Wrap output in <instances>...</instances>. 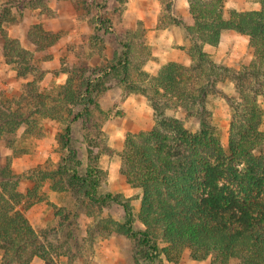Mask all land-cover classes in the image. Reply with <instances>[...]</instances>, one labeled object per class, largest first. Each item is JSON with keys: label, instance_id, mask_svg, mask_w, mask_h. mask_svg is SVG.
<instances>
[{"label": "trees", "instance_id": "trees-1", "mask_svg": "<svg viewBox=\"0 0 264 264\" xmlns=\"http://www.w3.org/2000/svg\"><path fill=\"white\" fill-rule=\"evenodd\" d=\"M108 1L92 4L104 9ZM48 2H0L4 56L17 76L27 75L36 65L30 62L27 51L7 35L5 28L19 21L28 9L48 12ZM187 2L186 15L170 16L165 22L160 20V27L180 25L183 28L186 43L179 48L190 56V65L169 61L148 77L146 87L132 84L150 101L155 119L150 130L127 134L119 152L120 173L130 186L139 189L136 216L128 199L121 194L98 193L103 172L97 165L99 152L95 149L102 145L107 152L113 151L101 140L88 143L85 174L76 173L80 161L76 151L69 148L70 121L60 136V145L74 165L69 170L68 157H65L53 172L70 171L69 179L77 181L75 184L82 188V195L92 205H120L124 220L119 231L136 242L148 264H161L163 259L178 263L185 249L195 260L209 258V264H231L230 261L264 264V154L253 153L264 140V130L259 128L264 113V0L258 9H231L227 17L223 0ZM102 21L100 15L95 17L96 29ZM224 30H233L248 38L253 57L239 69L217 64L204 50L206 45L217 46ZM95 69L87 64L81 71L85 95L93 91L97 85L93 81L101 77L92 76ZM225 77L233 80L237 93L227 97L233 112L226 148L214 132L211 111L206 106L211 93H221L217 84ZM93 101L88 96L82 103V111L89 112ZM45 102L43 91H37L32 82L25 83L20 97L0 94V144L12 148L11 155L0 163V264H30L34 257L46 263L53 261L48 249L55 246L30 224L24 213L26 207L21 206L26 196L19 190L21 176L11 168V158L25 150H16L12 139H8L20 127L28 132V126L35 125L36 116L48 111L59 114L61 104L49 107ZM34 104V111L28 110ZM169 108L181 109L185 118L197 117L198 129L191 131L180 118L166 114ZM33 114L36 116L32 117ZM82 114L75 113L72 120ZM40 200L38 197L30 204ZM135 221L141 227H135Z\"/></svg>", "mask_w": 264, "mask_h": 264}, {"label": "rangeland", "instance_id": "rangeland-1", "mask_svg": "<svg viewBox=\"0 0 264 264\" xmlns=\"http://www.w3.org/2000/svg\"><path fill=\"white\" fill-rule=\"evenodd\" d=\"M93 1L101 0H49L48 12L28 9L19 21L6 26L7 35L27 51L30 62L36 65L27 75L17 76L13 65L6 61L4 39L0 34V94L9 98L20 97L25 83L32 82L37 91H43L49 107L52 104L62 106L59 114L50 111L39 116L33 114L36 122L28 126V132L20 127L15 134L8 136L13 148L25 150V153L11 158L12 170L21 176L19 190L26 194L21 206L26 207L24 213L32 227L55 246L47 248L52 263L34 257L30 264H148L136 242L119 231L124 220L120 205L98 207L88 203L81 193L82 188L75 184L77 181L69 179L70 171L59 174L53 171L65 157H68L69 170L74 165L60 145V136L70 121L69 148L76 151V158L80 161L76 173L85 174L88 143L101 140L113 151L107 152L102 145L95 149L99 152L97 165L103 172L98 193L121 194L128 199L136 216L140 204L139 189L130 186L120 173L119 152L127 134L137 135L150 130L155 119L150 101L133 86L148 85V77L153 76L148 67L161 51L152 44L155 32L149 25L153 24L154 17L155 29H163L160 20L165 22L170 16H180L188 2L127 0L118 3L109 0L104 9H97ZM260 5L261 0H223L224 16L227 17L231 9L254 10ZM97 15L103 21L97 23L96 29ZM167 28L174 33L173 48L186 43L180 25ZM220 36L227 48L220 55L209 53L213 61L235 69L249 63L253 56L246 36L233 30H224ZM119 61L124 63L119 64ZM87 64L96 67L94 78L101 77L93 81L97 85L85 95L82 93L85 81L81 71ZM60 85L63 88H55ZM234 87L233 80L225 77L217 84L221 93H211L206 105L211 111L214 132L225 148L233 112L227 97L237 95ZM88 96L94 101L89 105V112H84L82 103ZM34 107L35 104L28 110L34 111ZM77 112L83 114L72 120ZM166 114L180 118L191 131L199 127L198 118H185L181 109L169 108ZM259 128L264 130V113ZM262 141L253 150L254 154H264ZM11 152L10 146L1 143L0 163ZM27 189L29 196L25 193ZM38 197H41L40 201L30 204ZM134 226L141 227V224L135 221ZM209 262V258L193 259L185 249L178 263L163 259L161 264ZM230 263L236 264L235 261Z\"/></svg>", "mask_w": 264, "mask_h": 264}, {"label": "crops", "instance_id": "crops-1", "mask_svg": "<svg viewBox=\"0 0 264 264\" xmlns=\"http://www.w3.org/2000/svg\"><path fill=\"white\" fill-rule=\"evenodd\" d=\"M186 1V0H185ZM188 13V6L186 7V10L181 13V15H186ZM149 27H152L151 29H154V40L155 42H152L153 46H157L161 51L158 52V58H155L152 60V65L148 67V71L150 70L151 74L155 75L160 67L169 62V61H175L178 63H181L185 66H188L191 63L190 57L188 54L180 49V48H173L172 47V41L174 38L173 30H169V28H163L158 29V31L155 29L156 27V16L154 17L153 24L149 25ZM245 36V35H244ZM247 37V36H246ZM221 38V36H220ZM221 39L217 46H210L206 45L204 47V50L208 53H217L218 55L221 54L224 49H226V42H222ZM179 43V42H178ZM218 59V58H217Z\"/></svg>", "mask_w": 264, "mask_h": 264}]
</instances>
